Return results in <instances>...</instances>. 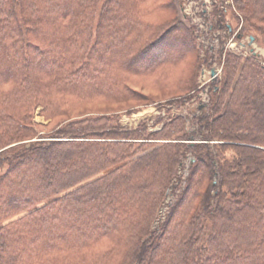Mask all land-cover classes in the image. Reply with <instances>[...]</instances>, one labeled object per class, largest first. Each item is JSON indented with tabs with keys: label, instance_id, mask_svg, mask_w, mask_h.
Returning a JSON list of instances; mask_svg holds the SVG:
<instances>
[{
	"label": "trees",
	"instance_id": "1",
	"mask_svg": "<svg viewBox=\"0 0 264 264\" xmlns=\"http://www.w3.org/2000/svg\"><path fill=\"white\" fill-rule=\"evenodd\" d=\"M234 2L264 38V0ZM202 34L172 0H0V264H264L254 57L155 131L87 111L194 98Z\"/></svg>",
	"mask_w": 264,
	"mask_h": 264
},
{
	"label": "rangeland",
	"instance_id": "2",
	"mask_svg": "<svg viewBox=\"0 0 264 264\" xmlns=\"http://www.w3.org/2000/svg\"><path fill=\"white\" fill-rule=\"evenodd\" d=\"M172 1L176 10V18L186 27H193L200 32L207 33L208 26L212 25L211 35L215 39L211 40L210 38L209 41V38H206L204 43L206 46L213 45L215 48L208 47L210 49V51H207L208 55L203 50L200 52L203 62L196 78L195 97L174 106L164 104L163 102L158 103V105L144 107H138L139 104L134 103L129 104L127 108L111 104L90 107L87 111L96 112L98 116L102 115V113H113V116L119 117V123L124 129H134L138 124L145 121L150 127L148 131H155L160 128V125L154 126V123L159 119H167L168 117L177 115L192 118L196 115V108L203 103H207L211 93L209 88L212 82L211 71H215L216 79L221 80L227 54L239 56L242 59L252 56L258 63L264 66V38L257 36L253 31L245 27L243 17L236 10L234 0ZM219 11L223 12L224 17V26L222 25L223 28L221 27V29L216 24L214 27V13ZM228 28L229 30H227ZM251 38L253 39L252 41L250 40ZM228 43L229 45H227ZM198 50L200 49L198 48ZM146 92L147 90L144 91V93ZM148 93H151L156 98L162 96L154 91H149ZM35 122L43 123L44 120L38 117L36 113ZM44 123L47 124V122ZM157 143L162 142L157 141ZM181 173L184 175L185 168L182 169Z\"/></svg>",
	"mask_w": 264,
	"mask_h": 264
},
{
	"label": "built area",
	"instance_id": "3",
	"mask_svg": "<svg viewBox=\"0 0 264 264\" xmlns=\"http://www.w3.org/2000/svg\"><path fill=\"white\" fill-rule=\"evenodd\" d=\"M209 29H210V27L208 26V31H207V33H204V32H202L203 34H202V39H203V41H202V43H204V41H205V38H209V41H210V38H211V40L214 38L212 35H210L209 34ZM224 38V37H223ZM215 39V38H214ZM215 42H216V40H215ZM227 42V41H226ZM210 43V42H209ZM205 44V43H204ZM210 45V44H209ZM227 45H229V43L227 44Z\"/></svg>",
	"mask_w": 264,
	"mask_h": 264
},
{
	"label": "water",
	"instance_id": "4",
	"mask_svg": "<svg viewBox=\"0 0 264 264\" xmlns=\"http://www.w3.org/2000/svg\"><path fill=\"white\" fill-rule=\"evenodd\" d=\"M251 41L253 40L252 38L250 39ZM211 75L214 76L215 75V71H211Z\"/></svg>",
	"mask_w": 264,
	"mask_h": 264
}]
</instances>
